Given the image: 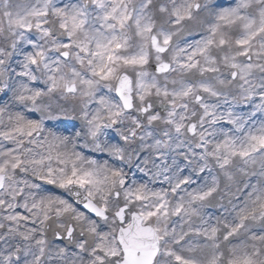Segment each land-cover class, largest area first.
Segmentation results:
<instances>
[{"label": "snow or ice", "instance_id": "6c2138e0", "mask_svg": "<svg viewBox=\"0 0 264 264\" xmlns=\"http://www.w3.org/2000/svg\"><path fill=\"white\" fill-rule=\"evenodd\" d=\"M50 5L65 35L46 45L45 41L55 35L42 19L49 15ZM205 11L212 17L204 19L207 30L196 33L199 38L193 42L185 39L177 43V30L196 22ZM5 15L9 17L10 26L26 32L29 39L24 60L17 65L21 71L16 80L0 91L7 96L15 89L17 99L32 105L27 111L8 112L0 97V119L7 114L10 122L8 130L0 133V139L6 141L0 150V211L5 213L9 223L20 225L38 219L41 225L54 226L55 239L72 242L70 246L76 250L71 264L78 261L79 264H202L196 255L186 253L206 249H211L206 264H224V256H227L226 264H264V184L253 187L235 217H219L213 223L201 216L200 223L190 227L188 232L177 233L169 218L198 216L197 207H185L182 201L171 204L163 192L149 195L142 184L125 191L121 204L120 188L127 187L122 174L116 169L109 172L97 166L95 160H87L89 167H83L85 158L68 150L66 137L50 132L41 144L46 146L44 152H34L23 143L25 137L29 138V143H40L32 138L46 126L36 115L50 108L44 99L46 94L54 96L61 90L66 95L81 92L95 97L98 81H115V95L124 109H130L133 87L145 89L151 87L154 80L150 81L143 72L138 73L137 79H130L128 74H120L122 69L150 64L154 72L161 75L177 70L191 74L197 69L215 71L213 65L221 52L232 68L230 79L240 83L241 96L252 101L256 111L264 112V93L256 97L247 82V74L255 65L250 59L242 63L227 53L228 47L234 44L240 57L252 55V42L264 37V0L259 4L255 0H228L226 4L217 0L212 5H202L200 0H139L138 3L134 0H91L90 3L61 0L60 4L41 0L36 7L27 6L24 14L13 16L5 12ZM33 28L43 39H35ZM260 51H264V44L256 54ZM170 53L173 63L168 62ZM153 60L156 62L152 63ZM85 64L95 79L88 78L77 67ZM3 65L0 60V72L7 73ZM192 83L193 80L188 81L183 95L191 93ZM200 87L203 91H212L203 81ZM196 100L200 102L202 97L197 96ZM97 104L94 112L83 114L87 134L93 138L101 135L106 127L103 113H107V119L113 124L121 114L119 108L113 110L116 106L105 97ZM200 107L212 124L220 126L221 139L214 150L205 152V157H212L229 178L236 158L245 165L255 164L256 154L264 153V123L259 128H248L251 119H245L230 108L221 112L207 103ZM150 109L152 105L143 111L155 120L157 117ZM189 131L195 134L196 125ZM207 143L202 135L197 147L203 148ZM189 183L185 176L172 191L177 192L181 184ZM213 190L195 192L192 198L203 201ZM20 235L30 239L32 233L26 231ZM238 237H243L244 242ZM248 238L253 241L250 245ZM37 243L43 256L50 245L44 238ZM228 245L232 247L225 251ZM65 253L61 248L58 255L63 257ZM0 264L16 262L6 255Z\"/></svg>", "mask_w": 264, "mask_h": 264}, {"label": "clouds", "instance_id": "9594fccd", "mask_svg": "<svg viewBox=\"0 0 264 264\" xmlns=\"http://www.w3.org/2000/svg\"><path fill=\"white\" fill-rule=\"evenodd\" d=\"M84 2L90 3L91 0H84ZM134 2L138 3L139 0ZM216 2L217 0H200L202 5H212ZM220 2L226 4L228 0H220ZM260 2L261 0H255L257 4ZM40 3L41 0H0V60L7 68V73L0 72V89L16 80V75L21 71L17 65L24 60L29 39L26 32H22L16 26H10L9 17L5 15V12H10L13 16L16 13L24 14L27 6L36 7ZM54 3L60 4L61 0H54ZM205 18H212L208 11H205L196 22H190L184 26L183 30L178 29L176 42L180 43L185 39L193 42L198 39L196 33L206 31L208 28V25L204 23ZM42 19L49 25L51 31L55 32L54 36L45 41L46 45L49 41L57 40L58 37L65 35L58 27L59 18L52 13L51 5L49 15ZM192 28L195 31H190ZM32 35L37 41L43 39L35 28L32 29ZM261 44H264V37L252 42L250 57H240L239 50L234 44L227 49V53L235 57L237 61L245 63L250 59L255 65L247 74V82L256 97L264 93V51H260L259 55L256 54ZM224 55L225 53L221 52L216 64L213 65L215 71L205 72L197 69L195 74L177 70L161 75L154 72L150 64L142 68L122 69L120 74L126 73L130 79H137L138 73L143 72L147 74L146 78L150 81L154 80L151 87L145 89L133 87L130 109H124L115 95V81H98L95 97H88L81 92L66 95L61 90H57L54 96L46 94L44 99L47 100L50 108L36 114L42 118L46 126L38 136L32 138L40 143H29L27 137L23 138V143L34 152H44L46 146L42 147L41 144L45 138L49 137L50 132L66 137L68 150L80 153L85 158L82 162L83 167H89L87 160H95L97 166L106 168L109 172L116 169L122 174L127 187L120 188L121 204L124 202L125 191L142 184L149 195L153 192H163L167 194L171 204L182 201L185 207H197L198 216L169 218V223L177 233L188 232L190 227L200 223L201 216L204 220L211 219L213 223L219 217H235L248 200L253 187L264 184V153L256 154L255 164L245 165L243 161L236 158L231 168V178L227 177L225 170L218 168L212 157H205V152L214 150L216 142L221 139L220 126L212 124L211 118L204 115L200 104L215 105L221 112L229 108L239 112L245 119H251L248 128H259L264 123V112L256 111L252 101L241 96L240 83L230 79L232 68L224 61ZM171 56L170 53L169 63H173ZM155 62V60L152 61V63ZM203 65L204 61L201 59V66ZM77 67L88 78L95 79L91 76L86 64L77 65ZM189 80H193L194 83L191 85V93L185 96L183 91ZM201 81L206 83L212 91H203L200 87ZM43 82L41 79L40 83ZM173 93L176 94L173 95ZM197 96L202 97L200 102H197ZM0 97L3 98L8 112L27 111L32 107L30 103L17 99L15 89L9 91L7 96H3L0 91ZM101 97L107 98L112 105L116 106L113 108L114 111L119 108L121 114L113 124L107 119V113H103V123L106 127L101 135L93 138L87 134V123L83 119V114L94 112L98 107L97 101ZM148 105H152L150 111L157 117L155 120L150 119L149 113L143 111ZM51 108L61 110L54 112ZM170 113L174 114L170 115ZM57 117L60 118L57 119ZM193 124L196 125L195 134L189 131ZM9 127L10 122L5 114L3 119H0V133L6 132ZM202 135L208 143L203 148H198ZM244 135H247V132ZM5 143L6 141L0 139V150ZM185 176L189 178L190 183L187 186L181 184L177 192H173V186L179 184ZM29 177L35 180L31 173ZM209 189L214 190L207 199L193 200L192 196L195 192H207ZM67 196L70 197L71 193H67ZM112 207L114 210L115 202ZM257 227H259L258 223ZM26 231H31L30 239L20 235L21 232ZM54 231V226L41 225L38 219H35L34 223L30 221L20 225L9 223L5 213L0 211V260L10 255L11 260L16 264H71L73 252L76 251L70 246L72 242L64 243L56 240ZM41 238L50 245L46 247L43 256L40 255V245L37 243ZM184 239H187V236ZM238 239L244 242L243 237ZM247 243L250 245L253 241L248 238ZM231 247L232 245H228L225 251ZM61 248L66 250L63 257L58 255ZM210 251L211 249H206L186 254L196 255L202 264H206V256ZM222 260L226 264L227 256L222 257Z\"/></svg>", "mask_w": 264, "mask_h": 264}]
</instances>
